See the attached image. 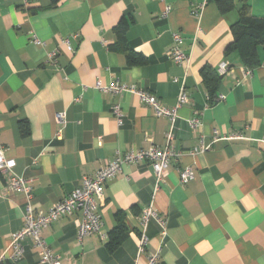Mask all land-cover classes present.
Returning <instances> with one entry per match:
<instances>
[{
	"label": "crops",
	"instance_id": "crops-1",
	"mask_svg": "<svg viewBox=\"0 0 264 264\" xmlns=\"http://www.w3.org/2000/svg\"><path fill=\"white\" fill-rule=\"evenodd\" d=\"M242 1L222 13L208 0H0V146L16 160L15 174L28 179L36 211H49L118 153L166 146L167 118L134 94L103 93L98 81L136 85L168 108L182 87L190 96L173 129L182 156L158 190L149 163L126 166L105 187L101 235L78 240L81 212L44 230L62 264H147L148 255H159L158 264H264V50L253 68L238 52L225 54ZM248 4L264 18V0ZM122 21L128 29L119 47ZM174 33L189 57L181 65L170 56ZM124 46L147 63L130 66ZM222 63L231 68L226 76L218 73ZM205 66L221 78L216 98L225 96L207 109ZM116 105L123 126L112 115ZM195 110L203 112L196 130L189 125ZM59 113L65 125L57 123ZM231 135L244 139L221 140ZM186 167L195 178L184 185L179 171ZM9 183L10 174L0 172V264H42L31 239L13 260L11 241L25 224L27 201ZM152 202L166 234L151 220L146 255L138 256L141 216ZM121 217L127 236L111 250Z\"/></svg>",
	"mask_w": 264,
	"mask_h": 264
},
{
	"label": "built area",
	"instance_id": "built-area-1",
	"mask_svg": "<svg viewBox=\"0 0 264 264\" xmlns=\"http://www.w3.org/2000/svg\"><path fill=\"white\" fill-rule=\"evenodd\" d=\"M170 12L171 7L168 6L165 9L164 15L167 16ZM173 38L175 46L170 51V56L173 62L177 65L188 62L189 57L180 48L183 42L181 35L179 33H174ZM33 41L36 44H42L36 37ZM64 44L70 47L69 41H66ZM230 70L231 68L228 63H222L218 69V73L220 76H226L230 73ZM174 81L179 82L178 79H175ZM95 87L103 93L113 95H123L125 93L134 94L142 103L151 106L155 110L157 117L167 118L170 121L171 129L166 136V146L163 148L151 147L149 149L133 151L125 154L118 153L106 167L97 171L93 176L84 177L81 187L73 190L67 197L54 205L47 212L35 210L32 202L33 195L31 193L28 179L15 174L14 169L17 165L16 160L7 158L5 156V149L0 146V172L10 174L8 190L12 193H23L27 201L24 215L25 224L20 231L14 233L11 241V247L14 250L13 260H19L22 258L24 254V242L27 239H31L39 249L40 261L42 264H62L61 257L53 252L43 236L44 230L49 225L62 217L71 216L77 212H81L82 220L78 227V240L82 241L83 238L91 235H101L104 223L100 208L104 202V191L109 180L122 173L124 167L145 161L149 163L154 170L157 182L155 189L158 190L160 183L163 182L168 175L171 162H177L182 156V153L173 144V129L179 118V108L190 102L189 93L184 87H182L177 98L176 106L172 108L163 106L155 96L145 90L139 89L136 85H125L119 82L112 85H104L101 81H98ZM224 100L225 96L220 95L214 99L213 105L221 103ZM78 101H80V99H78ZM210 101V96H207L205 109L211 107V103H209ZM112 115L116 118L118 125L123 126L124 116L119 105H116L113 108ZM202 115V111H194V117L189 120V125L192 129L196 130L201 125ZM56 120L59 125H65L67 122L65 113H59L56 116ZM214 137L215 139H220L217 132H215ZM241 139H244L241 135H231L221 138V140L225 141ZM262 142L264 143V140ZM201 149L205 150L207 147L201 146ZM194 178L195 171L192 167H186L179 171L180 182L184 185L194 180ZM151 220L157 222L163 231V236L166 234V220L155 210L152 202L141 216L138 256L146 255L149 244L147 230ZM4 259L5 257H3L2 260ZM159 261V255L147 256V264H158Z\"/></svg>",
	"mask_w": 264,
	"mask_h": 264
},
{
	"label": "trees",
	"instance_id": "trees-1",
	"mask_svg": "<svg viewBox=\"0 0 264 264\" xmlns=\"http://www.w3.org/2000/svg\"><path fill=\"white\" fill-rule=\"evenodd\" d=\"M208 1L216 2L222 13L232 11L235 8L233 0ZM248 1L249 0L242 1V5L239 9L240 18L231 26L233 41L227 47L225 54L228 56L232 52H238L241 56L242 62L248 68H253L261 64L259 48L263 47L264 50V18L256 17L251 14ZM127 29L128 25L123 21L117 27V32L120 36L119 47L124 45L123 36ZM124 51L126 52L128 64L130 66L144 65L147 63V59L144 56L135 53L132 49L125 47ZM201 75L203 82L209 91V96L211 98L209 103L213 106V101L216 98L217 87L221 78L209 66L202 68ZM122 219L123 218L121 217L116 228L110 232L108 247L111 250L118 247L127 236V228Z\"/></svg>",
	"mask_w": 264,
	"mask_h": 264
}]
</instances>
